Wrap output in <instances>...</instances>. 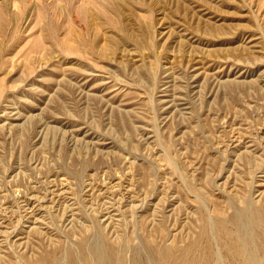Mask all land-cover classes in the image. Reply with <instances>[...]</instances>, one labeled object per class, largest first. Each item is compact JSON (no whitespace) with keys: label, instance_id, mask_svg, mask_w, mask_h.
<instances>
[{"label":"rangeland","instance_id":"rangeland-1","mask_svg":"<svg viewBox=\"0 0 264 264\" xmlns=\"http://www.w3.org/2000/svg\"><path fill=\"white\" fill-rule=\"evenodd\" d=\"M0 205V264L264 263V0H0Z\"/></svg>","mask_w":264,"mask_h":264},{"label":"bare ground","instance_id":"bare-ground-1","mask_svg":"<svg viewBox=\"0 0 264 264\" xmlns=\"http://www.w3.org/2000/svg\"><path fill=\"white\" fill-rule=\"evenodd\" d=\"M187 104V103H186ZM222 124V123H221ZM235 127V126H234ZM44 132V131H43ZM236 132H238V131H236L235 130V133ZM40 133V132H39ZM159 134V133H158ZM258 171V170H257ZM39 185V184H38ZM83 188V187H82ZM51 189V188H50ZM145 191V190H144ZM1 206V205H0ZM257 215H256V219H254V218H252L251 216H249V217H251L252 219H254L255 220V222L257 223V224H262L263 225V227H264V218L263 217H261V214L259 213H256ZM243 216V215H242ZM242 216H237L236 214H235V216L233 215V217L231 216V218H229V222H231V223H233L232 225L234 226L235 225V227H236V229H240V226H241V221L243 222V220L244 219H242L241 220V217ZM244 217V216H243ZM242 217V218H243ZM71 218V217H70ZM246 218H247V215H246ZM249 219V223H254V220H253V222H251L250 220H252V219ZM220 219V218H219ZM248 219V218H247ZM247 219H246V221H247ZM220 222V229H221V232H223V233H226V232H224L223 230H226L225 229V227H226V220L225 219H222V220H220L219 221ZM255 223V224H256ZM256 224V225H257ZM254 225V224H253ZM204 226V225H203ZM67 227V226H66ZM234 227V228H235ZM242 227V226H241ZM244 228V227H243ZM206 229V228H205ZM204 229V230H205ZM264 229V228H263ZM262 229V231L261 232H263L264 233V230ZM208 230V229H207ZM242 231H240L239 230V232H240V234H237V238H236V240H232L230 243L229 242H227L228 243V245H229V249H230V252H231V254L232 255H235V257L236 258H238V259H240L239 260V264H259V260H260V255L258 254V252L260 251V250H258L257 251V248H256V246L255 245H253V242H254V239H252V237H250V234H248V235H246L247 233H245L244 231H243V229H241ZM203 231V230H202ZM247 231V230H246ZM260 232V233H261ZM202 234H203V232H201ZM230 233V232H229ZM201 234V235H202ZM204 234H208V232H206V233H204ZM252 234V233H251ZM253 234L255 235V233L253 232ZM225 235H227V233L225 234ZM257 235V234H256ZM255 235V236H256ZM259 235V234H258ZM264 235V234H263ZM227 236H229V235H227ZM253 236V235H252ZM203 237V236H202ZM207 237V236H206ZM205 237V238H206ZM226 237V236H225ZM228 239V238H227ZM225 240V239H224ZM96 241V240H95ZM209 241V240H208ZM207 241V242H208ZM86 243H87V241H85ZM226 242V241H225ZM85 243V244H86ZM123 243H124V241H123ZM226 243V244H227ZM263 244V243H262ZM74 245V244H73ZM209 245H211V244H209ZM121 246V245H120ZM120 246L118 247V248H120ZM82 247H84V245H82ZM208 247V246H207ZM206 247V248H207ZM205 248V247H204ZM209 248H210V246H209ZM261 248V247H260ZM89 249V251H87L86 252V250H82V253H81V259L84 261V262H86V263H89L90 262V255L92 256V257H94L95 259H96V261H97V264H116V260H115V257H118V258H120V262L118 263V264H122V259H123V253H124V251L126 250V246L124 245L123 247H121L120 249H118V250H120L119 252H117V251H115V249H113L112 247H110V246H108L106 243H101V242H95V243H93V244H90V247L88 248ZM87 249V250H88ZM203 249V248H202ZM208 249V248H207ZM205 250L206 252L208 251V250H211V249H208V250ZM174 251H175V256L173 257V260H172V264H178L177 263V261H178V259H179V257L181 256V258L182 259H184V261L186 262L185 264H187L188 262L189 263H192V264H211L210 262L211 261H213L212 260V258H213V256L214 255H211V254H209L210 255V259H205L203 256H201V253H200V255L199 254H195V251H194V246H192V247H189V249H186V250H181V248L180 249H177V247L176 248H174L173 249ZM65 251V250H64ZM200 251V250H199ZM209 252V251H208ZM211 253H213V251H210ZM209 252V253H210ZM197 253V252H196ZM205 253V252H204ZM216 253V252H215ZM137 254H138V252H137ZM206 254V253H205ZM214 254V253H213ZM220 254V253H219ZM70 256H69V261L68 262H63V260L61 261H59V260H57L56 262H54L53 264H76V261H75V258H73V257H71V252H70V254H69ZM207 255V254H206ZM263 256V255H262ZM60 257V256H59ZM214 257H216V255L214 256ZM218 257V256H217ZM260 257V258H259ZM93 258V259H94ZM207 258V257H206ZM209 258V257H208ZM222 258V257H221ZM46 259V258H45ZM59 259V258H58ZM176 259H177V261H176ZM214 259V258H213ZM128 260V259H127ZM136 260V259H135ZM149 260V259H148ZM170 260V259H169ZM218 260V259H217ZM230 260V259H229ZM236 260V259H235ZM262 260V259H261ZM263 260H264V258H263ZM216 261V260H215ZM214 261V262H215ZM44 262V261H43ZM170 262V261H169ZM216 262H218V261H216ZM215 262V263H216ZM45 263H47L46 262V260H45ZM93 263V262H92ZM96 263V262H95ZM141 263V262H140ZM168 263V262H167ZM220 263V262H219ZM139 264V263H138ZM169 264V263H168ZM180 264V263H179ZM218 264V263H217ZM223 264V263H222ZM261 264H264V263H261Z\"/></svg>","mask_w":264,"mask_h":264}]
</instances>
